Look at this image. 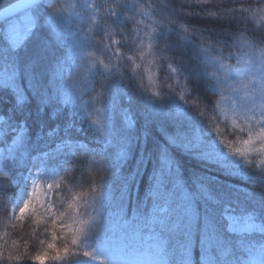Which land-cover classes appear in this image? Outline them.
Masks as SVG:
<instances>
[{
	"label": "snow or ice",
	"instance_id": "snow-or-ice-1",
	"mask_svg": "<svg viewBox=\"0 0 264 264\" xmlns=\"http://www.w3.org/2000/svg\"><path fill=\"white\" fill-rule=\"evenodd\" d=\"M57 4L9 0L0 6V95L10 101L0 111V178H8L9 161L16 159L30 158L33 168L41 169L30 173L31 187L22 204L6 190H0V200L6 202V214L12 209L11 227H16L13 221L32 220L50 234V241H39L48 251L34 256L38 264H45L51 253L62 264H123L127 256H147L152 249L158 264H244L254 249L264 252V0ZM73 17L87 30L69 35ZM189 17L220 25H194ZM145 63L159 64L162 70L157 90L143 84ZM81 68L83 77L71 80ZM148 81L151 85L152 74ZM97 83L101 91L93 99L107 97L113 89L127 97V105L106 102L108 110L118 112L124 129L136 127L130 105L139 96L148 102L149 117L159 121L162 170L142 207L125 203L126 188L114 190L106 176L103 183L95 180L92 173H105L109 162L86 143L65 138L51 152L31 155L27 149L25 108L36 104L41 118L55 121L70 105L74 116L89 121L79 101ZM226 91L231 93L227 106ZM169 95L182 105L166 108L163 101ZM189 111L208 126L215 142L202 134ZM89 125L107 153L113 143L107 123L103 128L98 121ZM59 131L57 124L47 135ZM143 145L147 151V134ZM129 149L128 142L112 153L117 173L127 164ZM65 151L73 161L54 179H43L50 156ZM176 152L202 160L238 183L223 194L208 180L189 190ZM85 153L91 155L81 163ZM77 169L80 179L73 184ZM168 177L174 179L171 189ZM145 239L153 243L141 251L139 242ZM29 255L16 241L0 243V264H28Z\"/></svg>",
	"mask_w": 264,
	"mask_h": 264
},
{
	"label": "trees",
	"instance_id": "trees-1",
	"mask_svg": "<svg viewBox=\"0 0 264 264\" xmlns=\"http://www.w3.org/2000/svg\"><path fill=\"white\" fill-rule=\"evenodd\" d=\"M9 0H0V6L7 4ZM80 0H58L57 6H63L70 3L79 4ZM77 12L81 9L77 8ZM189 22L194 25L218 27L220 25L219 21H213L201 17H189ZM80 22L72 18L69 25V35L72 31H76L78 28L87 30V25H79ZM143 27V26H141ZM114 39H119V36H115ZM127 55H132V53H127ZM3 63V61H0ZM81 63H84L83 61ZM136 63H141L137 60ZM231 64L235 66L236 62L233 60ZM144 70V80L143 84L150 87L153 91L157 90L155 85L159 82V76L161 75V68L159 64H147L142 66ZM141 71L140 69L137 72ZM85 69L81 68L79 72L73 73L71 80L81 79L84 75ZM152 74L153 82L150 85L148 81V76ZM70 80V82H71ZM127 82V81H126ZM139 82V81H138ZM130 83V82H128ZM101 88L99 83L96 84V90L83 95L82 99L79 101L83 104L88 111L89 121H98V127L103 128L107 123V132L112 138L113 143L111 149L107 153H102L101 145L97 139L98 133L93 127H90L89 121L87 119H80L73 115L71 106H66L65 112L55 121L50 118H41L37 111L36 104L29 108H25L23 111V116L26 121V126L28 127V138L26 140V145L29 153L31 155H37L43 152H51L55 145L65 138H70L74 141H80L86 143L90 149L94 150L98 154H104L109 162V167L106 169L105 173H92L95 180L99 183H103V177L106 176V180L113 186L114 190L119 191L121 188H126L125 203L133 209L140 206L142 207L146 203V198L148 192L151 190L152 184L156 175L162 170V165L159 159L162 138L158 132L159 121L152 120L148 115L147 100L143 96H139L131 103L130 108L136 119V127L134 130H127L121 127V118L117 111L114 109H109L106 107L107 103L115 104H128V99L123 96L122 91L118 89L110 90L107 97L100 99H93L96 97L97 92H100ZM201 94H203V89H200ZM219 99V97H217ZM10 101L7 96L0 95V111H2L3 106L9 104ZM38 103V101H37ZM163 104L166 108H174L175 105H182V102L174 95L167 96ZM211 114V113H209ZM12 112H9L11 117ZM192 122L201 129L202 134H204L210 142H215L214 134L208 128V126L200 120V118L193 112L189 111ZM59 125L60 131L57 135L49 137L47 132ZM220 131L223 133L225 131L223 127V122H221ZM229 132L232 131L231 126L228 129ZM148 135V149L145 151L143 141L144 136ZM226 139L233 140L231 135H226ZM238 142L239 137L235 138ZM130 145V157L127 164L124 166L121 173H117L113 167L114 156L113 152L119 150V148L128 143ZM217 146L218 145L217 142ZM91 153H85L81 157V163L86 161ZM71 153L65 151L60 154H53L50 156L47 164L43 167V179L51 180L54 179L58 173H62L63 168L68 162L73 161ZM174 159L179 164L181 170V178L184 181L185 187L189 190L195 191L196 184L200 180L211 181L216 190L223 194L226 191H231L232 185L238 183V181L232 178L222 175V173L207 165L204 161L197 158H193L183 152H176L174 154ZM255 159V158H254ZM8 178H0V190H6L9 195H13L14 198H19L22 204L23 199L26 198L27 192L30 190V173L34 174L36 171H41L39 168H33L32 162L29 159L21 161L20 159L9 161L8 168ZM81 169H77L75 176L72 178V183L75 184L80 179ZM10 178V179H9ZM218 178V179H217ZM168 187L171 189L174 183L173 177L166 178ZM15 181V183H11ZM70 186V185H69ZM74 191L77 189H73ZM83 191H88L87 187L82 189ZM6 202L0 200V243L7 241L11 244L16 241L18 245L21 246V251H27L29 255L28 264H38L34 259L37 253H43L48 251L46 243H40L39 241H50V234L46 235L42 227L37 228L32 220H25L23 222L13 221L16 227L13 228L8 224V218L12 215V209L8 208L7 214L5 213ZM91 213L92 209L89 207L87 209ZM8 232V236H4V233ZM59 243V242H58ZM153 243L148 240L139 242V247L141 251L148 248V246ZM262 251L258 248L254 249L250 260L246 259L244 264H253V258L259 255ZM54 253H51L47 258L45 264H62V261H56L52 259ZM144 256V255H139ZM154 261V264H158V257L155 254V250H151V254L148 255ZM127 257H135L134 255H129ZM126 259V258H125Z\"/></svg>",
	"mask_w": 264,
	"mask_h": 264
},
{
	"label": "rangeland",
	"instance_id": "rangeland-1",
	"mask_svg": "<svg viewBox=\"0 0 264 264\" xmlns=\"http://www.w3.org/2000/svg\"><path fill=\"white\" fill-rule=\"evenodd\" d=\"M79 25H81V24H79ZM224 95H225L224 104H225V106H227L228 97L231 95V93L226 91ZM252 158L254 159L255 156H253ZM252 263L253 264H264V252H261L259 255L255 256L253 258V262ZM97 264H99V262H97ZM123 264H154V261L148 255L147 256H135L133 258L126 257V259L124 260Z\"/></svg>",
	"mask_w": 264,
	"mask_h": 264
}]
</instances>
